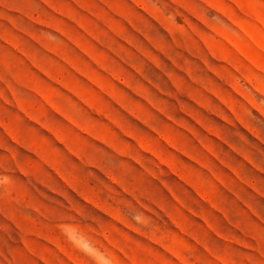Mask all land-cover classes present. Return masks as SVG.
<instances>
[{
  "label": "rangeland",
  "instance_id": "374dc122",
  "mask_svg": "<svg viewBox=\"0 0 264 264\" xmlns=\"http://www.w3.org/2000/svg\"><path fill=\"white\" fill-rule=\"evenodd\" d=\"M105 258L264 264V0H0V264Z\"/></svg>",
  "mask_w": 264,
  "mask_h": 264
},
{
  "label": "clouds",
  "instance_id": "9594fccd",
  "mask_svg": "<svg viewBox=\"0 0 264 264\" xmlns=\"http://www.w3.org/2000/svg\"><path fill=\"white\" fill-rule=\"evenodd\" d=\"M73 243H75V241H73ZM90 249H91L90 245H85V247L83 249H81V250L84 251V253L86 255H88L90 253ZM104 264H111V262L107 258H105L104 259Z\"/></svg>",
  "mask_w": 264,
  "mask_h": 264
}]
</instances>
